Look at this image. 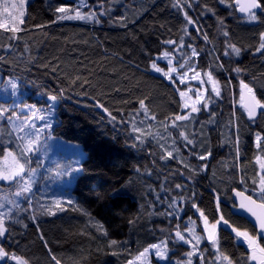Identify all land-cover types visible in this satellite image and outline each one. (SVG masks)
<instances>
[{
	"label": "trees",
	"instance_id": "1",
	"mask_svg": "<svg viewBox=\"0 0 264 264\" xmlns=\"http://www.w3.org/2000/svg\"><path fill=\"white\" fill-rule=\"evenodd\" d=\"M234 1L226 0V3L234 5ZM86 2L94 4L96 0ZM107 2L112 8L114 19L121 15L127 16L126 27L110 25L107 21L102 26L76 20L55 22L59 15L55 12L56 7L64 5L75 8L79 0H26V16L28 5L34 3L41 5L43 15L46 18L52 17L54 21L29 27L21 24L19 32L0 29L2 77L20 78L24 101L46 109L50 104L47 97L59 94L63 89V96L54 109L57 115L64 117V128L78 127L77 140L86 154L82 162L83 172L77 176L70 193L64 194L52 189L57 193L51 198H45L39 192L34 195L37 221H26L28 229L17 237L20 248L13 245L9 249L18 254L26 252L31 264H55L52 256L59 259L61 264H127L128 260L136 258L138 249L142 251L152 243L168 239L169 233L174 236L175 218L169 224L161 213L166 209L165 193L168 196L174 195L175 183H188L179 177L173 180V172L177 168L183 171V165L170 158L161 160L158 153L166 150L157 146L150 133L145 136V146L137 149L131 145L135 142L132 138V124L137 123L135 118L138 115L143 117L139 99H145L148 114L156 116L153 131L163 130L168 133L165 124L171 129L169 118L181 114L182 109L177 107L180 102L179 92L174 89L185 90L186 87L178 81L172 83L151 70L144 51L148 50L153 58L164 51H174V48L163 47L162 41L169 38L179 41V37L184 35L181 31L184 27L183 13L172 7L174 0ZM200 5L195 11L185 10L197 19L201 9L213 8L230 29L232 42L249 49L240 58H234L231 66L239 65L245 69V82H254L257 96L261 98L264 93V56L256 53L250 46L258 44V33L264 31V26L245 22L237 9L221 5L219 0H200ZM199 21V27L209 34L207 47L215 45L219 52L214 54L221 57L220 62L228 65L229 60L223 56L224 40L217 31L216 16L203 15L199 17ZM193 38L195 46L200 49L206 47L202 33H198L195 26L189 28L185 36L186 44L192 43ZM183 50L184 57L190 53L186 46ZM211 59L210 56H201L194 63L202 66L198 70L206 72L209 70L207 62ZM161 66L167 69L165 63H161ZM218 78L223 83V74H219ZM231 84V92L226 93L221 107L215 109L218 126L206 125L200 133L201 136H211L213 145L222 146L215 148L214 158H208L210 165L205 170L206 178L199 181L195 191L201 194V200L197 203L206 214L215 207V197L219 195L223 214L232 227L255 236L256 229L247 220L232 213L233 200L223 199L225 193L232 197L231 187L241 189L238 184L240 176L244 174L240 172L241 169L247 170L249 183L254 178L259 184L260 169L256 157L262 155L255 147L254 135L249 132L246 113L241 106L234 104V100L240 97L239 80L234 78ZM101 104L116 117L115 122H109V114L104 111V107L98 106ZM82 113L89 115L91 119L80 125ZM232 114L233 128L237 123L235 117H241V154L238 160L234 150H230L229 128L225 126ZM196 115L204 121L209 119L203 113ZM261 128H264V122L261 123ZM179 130L185 129L182 127ZM259 130L255 125L251 126V133ZM186 131L191 133L192 126L188 125ZM196 131L200 132L198 126ZM172 133L173 136L178 135L176 130H172ZM0 156H3L1 148ZM31 159L34 167V156ZM234 165L236 174L230 175ZM11 186L10 182H0V187ZM61 196L73 197L77 207L90 213L92 219L67 204L62 205L66 211H57L55 216L41 214V208L50 206L53 199ZM24 206L27 207L26 202ZM184 207H189V210L182 214L181 224L189 216L199 218V214L190 209V206ZM209 219L214 222L211 215ZM96 221L107 230V238L97 231ZM129 221L133 223L130 224ZM160 229L166 231L161 233ZM218 236L222 253L229 256L234 264L236 260L250 254L246 243L238 241L230 228L220 226ZM109 240L117 241L118 245L122 241L127 242V250L118 246L110 248ZM260 243L264 244V240ZM169 246L173 249L171 260L181 258L190 250L187 246ZM210 247L207 241L201 245V248ZM114 252L117 254L113 255ZM214 258L208 257L209 261Z\"/></svg>",
	"mask_w": 264,
	"mask_h": 264
},
{
	"label": "snow or ice",
	"instance_id": "2",
	"mask_svg": "<svg viewBox=\"0 0 264 264\" xmlns=\"http://www.w3.org/2000/svg\"><path fill=\"white\" fill-rule=\"evenodd\" d=\"M219 4L225 5L228 8H235L239 13L243 14V19L247 23H258L260 26H264V0H235V4L226 3V0H219ZM172 7L177 12L183 13V24L181 31L184 35L179 37V41L174 39H165L162 41V46L165 48H176L179 46L181 51L185 46L190 49V56L187 59L181 56L184 61L179 65L180 71L173 66V60L170 51H164L161 55L153 58L148 50L144 51V55L150 61L151 70L161 76L167 78L170 82L175 83L178 78V82L181 85H185L186 81H196L198 87L195 89L188 87L187 91L174 89L179 92L180 102L177 107L182 109L181 114H175L169 119L171 120V129L165 124V128L168 131V139L172 140L171 150L158 153L161 160H175L177 164L183 165V171L177 168L173 172V180L177 177L181 178L188 183H175V194L168 196L166 201V209L161 215L169 221L173 218L176 220V229L174 236L169 233V238L161 240L159 243H152L147 247H144L142 251L138 249V255L136 260H142V264H152L149 259V254L154 252L156 264H194V260L198 259L199 264H217V261H227V264H234L233 260L227 255H223L220 248V238L218 236V228L223 226L230 228L234 237L240 241L241 238L246 243L249 255L242 257L241 260H236L235 264H264V246L260 243L264 240V128H261V123L264 122V93L261 94V98H258L255 90L254 82L252 84L246 83L244 77L246 71L241 66H231L233 59H238L243 55L246 49L243 45L237 46L232 42L230 29L224 23V20L217 16L216 12L211 7H204L201 12L198 13V18L194 19L189 15L185 9H191L195 11L200 8V0H174ZM26 0H0V29H7L11 32H19L21 25L25 22ZM84 9H88L85 11ZM55 12L59 15L56 16L55 22L76 20L83 21L85 23H92L93 25H100L107 21L110 25H119L126 27L128 18L125 15H121L118 19H114L112 15V8L108 5L107 0H96L94 4H89L86 0H79V3L75 8H69L61 5L55 8ZM211 14L217 18V31L221 33L224 40L223 56L229 60V64L225 65L220 62L221 57L214 53L219 52V49L215 45L212 48H208L209 34L203 31L199 27V17L203 15ZM195 26V30L198 33H202L203 41L206 47L203 49L195 46V38L192 43L186 44L185 36L188 34L189 28ZM250 48H254L256 53L264 56V31L258 33V44L251 45ZM210 56L211 60L207 62L208 71H197L196 69L202 67L194 63L197 57ZM167 61V71L158 65V61ZM189 72L192 73L189 76ZM176 73V76H173ZM219 74H223V83L219 77ZM203 77H206L204 79ZM239 80V92H240V104L243 112L246 113L247 121L249 125L250 134L254 135V143L256 149L262 154L256 157V163L259 165V184L253 178L249 183V178L246 175L247 170L241 169L240 172L244 173L240 176L238 184L242 190H237L236 187H231V191L234 193L235 201H238V208L235 202L233 207L238 211H243L255 218V223L258 227V231L255 236L250 235L247 231H241L237 227H232L229 220L225 218L222 210V199L219 195L215 197V207L206 214L198 205L197 201L201 200V194L195 191L199 181L206 178L205 170L209 167V157L214 158V150L222 145H213L211 136H201L206 125L218 126L219 121L216 119L215 109L221 107V102L226 98V93L231 92V82L233 79ZM211 85L210 90L204 87L205 85ZM19 81L14 80L11 77L4 83L3 91L11 94L13 98L17 97L19 92ZM223 89V90H222ZM192 93L194 99L189 95ZM63 89L59 94H52L47 99L52 102L48 105V119L44 116H40L39 113L43 109H38L34 104H25L24 108L20 111L23 112L27 109L28 112L33 114V119L25 118L20 119V116H8L7 121L12 126V131L5 132L2 127V123L5 119V112L7 109L0 108V148L3 149V156L0 158V182H10L18 190L14 194L0 197V262L3 264H31V259L27 257L26 252L9 251L13 245L17 249L20 248V241L17 237L22 236L24 231L29 227L26 221H37L36 209L34 206V193L33 185L36 182L38 175V168L32 167L31 154L34 152L38 154L43 148L45 154L49 151L48 140L52 138L53 124L51 118L53 116V110L56 106V102L62 98ZM17 101H13V108L16 107ZM139 107L143 110L144 115L147 117L149 109L145 104V99H139ZM104 107V111L109 114L110 123L115 122L116 117L112 115L107 107L104 105H98ZM187 114H183L184 111ZM205 114L209 117L204 121L199 118V115ZM230 115L229 123L225 125L229 128L228 143L230 150H234L235 158L238 160L241 154V127L240 116L235 117L236 127H232V117ZM43 121V127L37 128L34 119ZM153 120L156 116L151 117ZM123 123V121H121ZM192 125L191 133L187 132V126ZM255 125L260 128L259 131L251 133V126ZM197 126L200 129L198 133L196 131ZM127 127V125H125ZM185 130H179L180 128ZM172 130H176L178 135L173 136ZM15 132L16 136L13 140L12 133ZM132 132L135 133L132 138L134 143L131 145L133 148L139 149L141 146L146 145V138L140 134L141 129L135 124H132ZM22 134V135H21ZM7 135L8 139H5ZM152 140L157 142V146L165 149L166 145L159 143L161 134L159 132L151 134ZM41 136H44L43 144L41 143ZM14 144V148H13ZM68 150L71 152L74 158L71 163L66 164L62 168L58 166L55 175L51 179L58 182L62 192H70L73 187V183L77 178V174L83 172L82 162L85 159L83 151L79 149L78 145L69 146ZM151 154V153H150ZM75 165V167H73ZM139 172V168L136 169ZM51 171V170H49ZM187 173V175H185ZM236 174L235 165L233 172L230 175ZM27 177V179H26ZM214 191H218L214 189ZM250 193V194H246ZM255 197V198H254ZM159 200V196H157ZM224 200L232 201V197H228L225 193ZM27 203V207L24 203ZM161 203H165L161 201ZM67 204L73 207V210L82 211L83 215L89 216L92 219L90 213L86 210L79 209L76 205V200L71 197H58L52 200L50 206H45L40 209L41 214H47L55 216L57 211L64 212L66 209L62 205ZM190 209L195 210L199 214V220L203 223V235L198 233L196 221L189 216L187 221L181 224V216L184 212ZM53 208L55 211H53ZM46 209V211H45ZM209 215L212 216L214 222L210 221ZM218 216V218H217ZM132 224V221H129ZM38 226V225H37ZM95 226L99 234L105 238L108 237L107 230L99 222H95ZM164 233L165 229L159 230ZM44 239L43 235L40 237ZM207 241L211 246L210 248H201V245ZM109 247H119L127 250V242H120L119 245L115 240H109ZM169 244L173 246H187L189 251L183 254L181 258L171 260L170 254L173 253V249L169 248ZM47 244L45 243V247ZM117 253H113L116 255ZM129 254H131L129 252ZM215 257L209 261L208 257ZM55 264H61V261L55 256H52ZM136 260H128L127 264H136Z\"/></svg>",
	"mask_w": 264,
	"mask_h": 264
},
{
	"label": "rangeland",
	"instance_id": "3",
	"mask_svg": "<svg viewBox=\"0 0 264 264\" xmlns=\"http://www.w3.org/2000/svg\"><path fill=\"white\" fill-rule=\"evenodd\" d=\"M35 5L36 4H34V3L28 5L27 16H26L25 22L23 24H25L27 27H29V26H37V25H41V24H47V23H51L52 21H54V19L52 17L46 18V16L43 15V8L41 5H39V4H37L36 6ZM28 17H29V19H28ZM19 26L20 25H18V27ZM1 30H7V29H1ZM170 53H171L172 60H173V66L177 68V71H180L179 65L184 62L181 59V56L185 55L184 50L181 51V49L178 46V47L174 48V51H170ZM190 54L191 53L186 55L184 58L187 59V57L190 56ZM161 63H165L167 65V61L160 60V61H158V65L161 68H163L161 66ZM164 70L167 71V69H164ZM196 70L200 71L198 69H196ZM191 75H192V73L189 72V76H191ZM173 76H176V73H173ZM203 78L206 79V77H203ZM7 80H8V78L4 79L2 77V75L0 74V108H4V109L8 110L5 112V119L2 123V127L5 129L6 133L12 131V126L7 121L8 116L18 115V116H20V119H22V120L25 118L33 119V114L31 112H28L27 109H24L23 112L20 111L22 108H24L25 104H30V103L24 101V95L25 94H23L21 92L20 87H19L18 95L15 98H13L11 96L10 92L5 93L3 91L4 83ZM177 81H178V78H177ZM184 86L186 88L183 91H187L188 87L195 89L199 85L196 81H191L190 83L186 81V84ZM204 87H206L207 89L210 90L211 85L210 84L205 85ZM189 95L192 96L193 99L195 98L192 93H189ZM14 100L17 101L15 108H13V101ZM50 103H52V102H50ZM234 104L236 106H241L240 97L237 100H234ZM35 106L38 109H43V111H41L39 113V115L44 116L45 119H48L47 109L39 107L37 105H35ZM184 114L186 115L187 111ZM142 115H143V117H140V115H138L135 118L137 123L134 122L141 129L140 134L145 137L149 133L155 134V133L159 132L161 134V138H160L159 142L161 144L166 145V148L162 149V150H171L172 140L167 138L168 133H166L163 130L153 131L152 127H155V126L153 124L154 120L151 118L152 116H150L148 114V116L146 117L144 115V113H142ZM194 115H196V114H194ZM63 119H64V117L62 115H57V113L54 109L53 110V116L51 118V122L53 124L52 138L49 139L47 142L49 145L48 153L45 154V152L43 151V148H41V150L38 154H36L35 152L33 154H31V156H34V158H35V166L34 167H37V165L39 164L38 175L36 177V182L33 185L34 195L37 192H39V194L44 196L45 198H51L55 193H57V191H59L60 193H64V194L68 193V192H62L61 188L58 185V182L53 181L51 179V177L55 175V172L57 171L58 166L60 168H62L66 164L71 163L72 160L74 159L71 155V152L68 150L69 146L78 145L79 149L81 151H83L84 157L86 155L85 151L83 150L82 146L80 145V143L77 140V135L79 134L78 127L64 128V126H63L64 120ZM89 119H91V117L89 115L82 113L80 125H83ZM34 122L36 123L37 128L43 127L44 122L39 120L38 118L34 119ZM134 135H136V134L134 133ZM15 136H16V133L13 132L12 133L13 140L15 139ZM5 139H8L7 135H5ZM43 141H44V136H41V143L42 144H43ZM0 158H2V156H0ZM41 164H42V166H41ZM73 167H75V165H73ZM49 170H51V171H49ZM79 174L80 173H78L77 176ZM26 179H27V177H26ZM6 183H9V182H6ZM74 184H75V181L73 183V187H74ZM35 187L37 188V190H35ZM73 187H72V189H73ZM52 189L57 190V191H52ZM17 190L18 189L14 185L11 186V188L0 187V197L7 196L10 194H14ZM192 219L196 221L198 233L203 235L204 233H203L202 221L199 220V218H197V219L192 218ZM240 241H243L242 238ZM262 246H264L263 243H262ZM169 248H170V246H169ZM149 259L152 261V264H156L154 252L149 254ZM133 260H136V258ZM197 263H198V259H195L194 264H197ZM217 263L221 264V261H217ZM136 264H142V260H136ZM223 264H227V261H224Z\"/></svg>",
	"mask_w": 264,
	"mask_h": 264
},
{
	"label": "water",
	"instance_id": "4",
	"mask_svg": "<svg viewBox=\"0 0 264 264\" xmlns=\"http://www.w3.org/2000/svg\"><path fill=\"white\" fill-rule=\"evenodd\" d=\"M234 4H235V1H234ZM237 12H238V10H237ZM238 14H239V16H242L243 17V14H241L239 12H238ZM237 190H241V189H237ZM246 194H248V193H246ZM232 198H233V202L236 203L237 208H238V201H235L234 193L233 192H232ZM237 208L232 207V213L235 214V215H237V216H239V217L244 218L245 220H247L256 229V231H258V227H257V225L255 223V218L254 217H251V215L248 214V213H246V212L238 211Z\"/></svg>",
	"mask_w": 264,
	"mask_h": 264
},
{
	"label": "crops",
	"instance_id": "5",
	"mask_svg": "<svg viewBox=\"0 0 264 264\" xmlns=\"http://www.w3.org/2000/svg\"><path fill=\"white\" fill-rule=\"evenodd\" d=\"M1 74V73H0ZM2 75V74H1ZM9 77H11L12 79H14V80H18L19 81V85H20V83H21V79L20 78H18V77H15V76H9ZM8 77V78H9Z\"/></svg>",
	"mask_w": 264,
	"mask_h": 264
}]
</instances>
